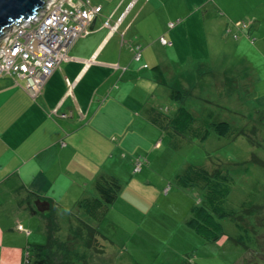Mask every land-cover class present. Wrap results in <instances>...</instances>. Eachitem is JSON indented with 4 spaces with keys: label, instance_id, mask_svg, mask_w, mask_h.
Listing matches in <instances>:
<instances>
[{
    "label": "crops",
    "instance_id": "crops-1",
    "mask_svg": "<svg viewBox=\"0 0 264 264\" xmlns=\"http://www.w3.org/2000/svg\"><path fill=\"white\" fill-rule=\"evenodd\" d=\"M139 1L129 0L122 8L121 0L115 9L102 10L104 14L95 19L91 32L72 46L71 59L56 68L38 96L28 94L25 80L19 76L0 77V264H26L31 251L35 253L47 243L54 255L62 256L58 261L53 259L56 263L114 264L113 253L119 246L115 242L127 245L129 261L130 248L149 252L143 247H157V242L167 241L173 230L170 223L163 222V210L156 211L163 215L154 218V190L164 195L156 186L148 188L144 196L140 193L143 197L139 198L127 185L101 220L91 218L80 206L83 199L99 196L95 181L102 174L123 179L128 172L131 181L148 175L153 179L150 182L157 178L161 184L166 182L174 161H169L165 150L156 157L153 169L149 170L146 162L138 172L134 168L137 158H144L143 152L148 155L156 151L159 140L167 138V132L152 122L150 111L177 114L181 108L177 105L181 100L172 97L180 89L170 82L168 72L175 67H169V63L175 61L181 71H174L181 74L188 62L197 64L222 53L221 47L214 45L222 33L215 17L208 23L214 41L210 48L205 19L188 1L184 17L177 15L179 4L173 5L175 10L163 3L167 12L157 22L139 18L144 10L141 6L135 11ZM157 9L159 12V5ZM122 15L117 30L105 25L106 19L115 22ZM170 23L175 26L170 28ZM161 36L169 42L153 47L152 40ZM136 45L142 46L140 61L134 58ZM156 66L161 67L162 74ZM132 198H145L151 209H138ZM168 214H185L188 218L190 209ZM61 215H68L71 224L58 234ZM82 223L109 232V237L101 239L103 251L85 246V230L70 258L65 252H56ZM180 229L196 241L194 245L206 241L188 219ZM126 236L133 242L125 240ZM132 261L140 264L134 257ZM182 262L187 258L180 263L174 260V264ZM160 264L167 261L162 259Z\"/></svg>",
    "mask_w": 264,
    "mask_h": 264
},
{
    "label": "rangeland",
    "instance_id": "rangeland-1",
    "mask_svg": "<svg viewBox=\"0 0 264 264\" xmlns=\"http://www.w3.org/2000/svg\"><path fill=\"white\" fill-rule=\"evenodd\" d=\"M92 1L95 4L101 3L106 12L115 9L121 0ZM128 1L124 0L122 8ZM187 1L197 10L195 13L204 17L208 31L209 20L213 17L216 18L218 30H222L221 36L215 40L218 42L216 44L210 39V31L208 33L209 47L212 48L213 44L215 47L219 45L222 49L220 55H212L208 61L197 64L190 61L185 66V72L181 74L174 71H181L175 61L169 63V67H175L170 68L168 72L170 82L184 95L177 105L191 111L194 119L192 128L201 132L202 137H207L203 140L199 133L193 134L192 130L184 134L175 133L176 135L167 133V138L159 140L156 151L152 150L148 155L147 152L141 154L144 157L142 159H146L145 165L149 170L154 168L156 157L164 150L169 161H174V170L163 184L158 182V178L150 182L153 179L148 177L147 173L151 172L146 173V178L137 177L133 181L128 172L126 176H122V180L119 178L122 190L130 184L127 189L135 190L139 198L144 196L148 188L159 187L164 195L161 196L154 190L156 199L151 203L155 212L154 218L163 215L156 212L161 209L165 214L163 222L170 223V227H173L167 241L157 242V247H143L149 252H137V248H130L129 261L132 263L134 257L140 264H160L161 260L165 259L167 264H174V260L180 263L185 257L187 262L182 264H264V209L247 219L255 232L252 229L247 231L243 220L240 219L241 216H248L243 212L251 205L264 206V166L253 161L256 156L264 162V46H261L264 45V0H140L135 11L143 6L144 10L139 18L146 17L151 22H157L161 19V14L166 15L167 12L163 10V3L172 7L179 4L177 15L184 17L188 13ZM116 23L117 21L113 22ZM173 26L175 24L170 23V28ZM161 37L168 41L165 36ZM161 37L152 40L153 47H158L161 43L166 45ZM210 63L214 67L211 68ZM198 68H201L200 72H197ZM168 106L170 103L166 104V110ZM173 115L175 114H169L171 117ZM220 121L231 124V130L226 136L219 135L212 128V123ZM161 144L163 146L160 149ZM191 165L203 166L211 174L221 169L223 175H228L233 182L229 185V194L225 197L226 213H214L220 227V237L212 241L206 239L197 245H194L196 241L180 229V224L193 216V209L207 206L202 187H182L178 184L177 177L186 175ZM130 201L136 204L138 209H151L145 198H132ZM184 209H190L188 218L185 214H168ZM68 218V215L59 217L58 234L65 232L71 224ZM103 233L109 237V232ZM123 238L133 242L130 236ZM115 243L119 246L113 253L114 264H131L128 261L127 245ZM66 244L61 250L57 248L55 251L74 254L76 250L70 246L66 248ZM74 245L75 243L73 247ZM111 245L110 243L109 246ZM49 251L53 255L52 259L58 261L60 257L54 255L52 249ZM31 253L34 260L35 253Z\"/></svg>",
    "mask_w": 264,
    "mask_h": 264
},
{
    "label": "built area",
    "instance_id": "built-area-1",
    "mask_svg": "<svg viewBox=\"0 0 264 264\" xmlns=\"http://www.w3.org/2000/svg\"><path fill=\"white\" fill-rule=\"evenodd\" d=\"M102 10V4L92 0H47L35 18L12 26L1 38L0 77L17 75L25 80L24 88L28 94L38 96L56 68L71 59L72 46L78 38L91 32L93 22ZM122 20L113 24L108 18L105 25L117 30ZM142 55V46L136 45L134 58L140 61ZM144 162L137 158L135 172L141 170ZM19 228L23 229V225Z\"/></svg>",
    "mask_w": 264,
    "mask_h": 264
},
{
    "label": "trees",
    "instance_id": "trees-1",
    "mask_svg": "<svg viewBox=\"0 0 264 264\" xmlns=\"http://www.w3.org/2000/svg\"><path fill=\"white\" fill-rule=\"evenodd\" d=\"M148 65V64H147ZM158 71L162 70L160 66L155 67ZM163 81H165L163 75ZM173 99L183 100L184 95L181 90H175L172 94ZM154 125L161 128L162 131L170 133V135H176L175 133H186L188 130H192L193 134L199 133V137L203 140L207 137H202V133L197 129H193V116L191 111L186 107H181L177 114L169 116L162 110L153 109L150 111ZM212 128L222 136H226L231 130V124L226 121L212 123ZM253 161L257 164L264 166V162L258 160L256 156L253 157ZM138 172V171H137ZM178 184L182 187H189L198 185L202 187L205 192L207 206L193 209V216L188 220V224L193 227L203 239L208 241L216 240L220 237V227L214 218V213L224 214L226 213L224 202L225 197L229 194L230 184L232 179L228 175H223L221 169H217L215 173L211 174L210 171L203 166L191 165L186 175L177 177ZM95 187L99 196H92L83 199L80 202V206L84 211L93 219L101 220L107 213L109 206L116 201L122 190L119 178L110 174H102L95 181ZM264 206L259 204H253L250 208L245 209L244 214L248 216H241L247 231L252 229L253 226H249L247 219L263 211ZM87 231L86 247L93 249L95 252L101 253L103 251L104 244L101 239H106V235L100 232L97 228L90 224L82 223V226L78 228L72 235L68 237L66 248L68 246L76 250V245L79 243L80 237L84 236V231ZM261 237H259L260 239ZM258 239V240H259ZM238 242V240H235ZM73 243H75L73 247ZM51 244L47 243L35 250L34 260L32 256L28 259L26 264H66L67 262L55 263L52 259L49 249ZM247 248V247H246ZM74 253V252H73ZM69 258L71 254H68ZM73 255V254H72ZM76 260L81 261L80 258L75 257ZM33 261V263H32Z\"/></svg>",
    "mask_w": 264,
    "mask_h": 264
},
{
    "label": "water",
    "instance_id": "water-1",
    "mask_svg": "<svg viewBox=\"0 0 264 264\" xmlns=\"http://www.w3.org/2000/svg\"><path fill=\"white\" fill-rule=\"evenodd\" d=\"M46 1L0 0V41L5 32L12 28V26L35 18L45 6Z\"/></svg>",
    "mask_w": 264,
    "mask_h": 264
}]
</instances>
